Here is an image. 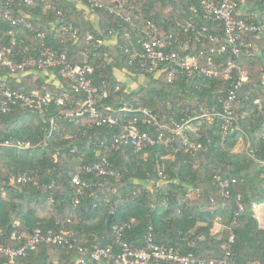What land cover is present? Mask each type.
<instances>
[{
	"label": "trees",
	"instance_id": "trees-1",
	"mask_svg": "<svg viewBox=\"0 0 264 264\" xmlns=\"http://www.w3.org/2000/svg\"><path fill=\"white\" fill-rule=\"evenodd\" d=\"M7 1L0 0V48L8 47V32L13 30L23 46L17 60L35 58L50 48L73 65H92L98 111L103 119H117L114 125H98L77 104L84 95L61 77L60 86L48 82L49 74L34 84L37 70L19 78L0 71V98L6 89L27 93L43 86L69 98L65 106L53 101L41 111H31L16 105L0 114V240L15 245L14 231L26 236L61 228L72 231L76 240L73 248L40 246L16 264H77L90 257L95 246L120 253L115 225L122 227L123 241L134 250L153 243L191 257L222 259L230 252L238 264H264V229L255 213L264 203V34L246 33L248 46L234 54L223 23L204 17L202 0H107L94 10L86 0H34L33 6L15 0L14 19L23 18L43 30L42 39L4 17ZM233 1L238 18L264 24V0ZM187 22L202 35L185 32ZM149 23L162 38L181 33L179 39L189 41L190 49L182 52L176 43L172 50L197 55L199 68L179 70L170 81L174 63L154 65L145 59L140 41ZM68 28L78 29V35L65 34ZM88 34L95 37L89 44ZM241 71L248 72L247 81H241ZM123 73L140 75L144 82L130 89L119 75ZM230 91L235 93L234 124L225 133L222 120L212 121L205 114L221 112V101ZM144 112L156 116L160 126L188 123L196 130L190 139L202 149L195 156L172 153L167 145L141 152L129 146L113 150L125 121ZM138 128L157 136L159 127L139 122ZM241 139L248 147L235 152ZM167 143L179 147L181 140L168 134ZM168 155L173 159L164 160ZM103 162L113 176L86 169ZM76 174L89 185L78 204L72 185ZM219 178L230 181V199ZM191 191H197L195 197ZM216 223L223 228L213 233Z\"/></svg>",
	"mask_w": 264,
	"mask_h": 264
},
{
	"label": "built area",
	"instance_id": "built-area-1",
	"mask_svg": "<svg viewBox=\"0 0 264 264\" xmlns=\"http://www.w3.org/2000/svg\"><path fill=\"white\" fill-rule=\"evenodd\" d=\"M28 6L34 5V0H19ZM90 3L92 10L102 7L104 2H94L93 0H86ZM120 3V0H113ZM15 0H8L4 9L2 10L4 17L12 22L13 25L22 27L33 33H36L38 37L45 38V32L43 30H37L33 25L23 22L24 19H14L12 16L13 6ZM237 3L233 0H222L221 3H216L215 0H202V11L204 17L211 19L215 22H221L224 25L225 37L227 42L232 47V52L237 54L239 48L242 46H248L245 41L246 33H263L264 24L259 26L255 23H249L243 19L237 17L235 9ZM189 30L193 31L196 35L201 32L195 28L191 22L186 23L185 32ZM65 34H71L73 36L78 35V29H65ZM206 29L203 28L202 32ZM17 32L10 30L8 35L11 36V41L7 48H0V71L8 70L12 77L18 75L17 78L24 76L30 70H42L51 71V76L54 78L61 77L63 81H67L74 88L76 93L83 94L84 100L77 102L84 112L89 114L91 119L97 120V124L109 123L114 125L117 123V119L113 116H108L107 119H103L95 102V95L99 92L98 87L94 86L91 80V76L94 74L95 69L90 64L85 65H73L68 62L66 55H59L58 52L44 48L35 58L19 59L22 54L23 46L19 39L15 37ZM145 37L140 41L144 50L143 57L154 65L166 64L168 62L174 63L176 68L169 74V80L172 81L175 77V73L179 70H185L192 72L194 69L199 68L197 55L191 53L182 54L180 51L172 50L174 44H178L182 52H186L190 49V42H182L179 39L181 33L170 34L166 38H162L159 34V30L153 23H149L145 31ZM202 35V33L200 34ZM204 37V36H203ZM211 40L216 38L207 37ZM93 34L87 35V44L94 41ZM99 41L101 45L102 41ZM226 47L222 48V51ZM231 67L233 64L230 65ZM57 70V74L54 72ZM203 72L207 74H213V72L203 69ZM216 76L218 73H214ZM227 74V72H226ZM225 74V75H226ZM246 71H241V81H247ZM16 79V78H15ZM238 86H241L239 82ZM68 95L58 96L56 91H50L47 86L36 89L32 92L11 91L10 89L3 90L0 98V114H6L11 111L13 106L20 105L24 109L31 111H41L47 108L53 101H56L59 105L65 106L68 101ZM235 99L234 91H230L228 97L222 99V111L213 110L205 117L209 116L210 120L214 121L215 118H219L223 122V130L225 133L233 126V102ZM103 119V120H101ZM123 132L114 138L111 145L113 150H120L123 146H129L135 148L137 152L144 151L147 147H154L160 145H167L172 153L182 151L185 154H191L195 156L201 149L202 144L200 142H194L190 139L189 135L192 133L190 127H187L188 123L184 125H175V127L160 126L156 116L150 115L147 112L141 113L132 119L125 121ZM139 122H143L147 125H155L159 127L157 129V136L149 132H142L139 127ZM168 134H172L173 137H179L181 144L179 147H175L174 144L167 143ZM19 147L21 143H19ZM165 169V166L163 165ZM87 171L95 172L99 175H114V171L108 168V163H96L92 167H86ZM220 180L221 190L226 199L231 198L229 191L230 181L228 179ZM21 181V180H20ZM235 181V180H234ZM233 181V182H234ZM72 185L76 187V199L75 204L79 203V196L83 194V188L89 187L88 184L83 183L79 174L72 177ZM244 211V207L240 206V212ZM111 213H114L112 211ZM59 224V222H58ZM114 234L117 238V243L122 247L120 253H116L112 248H103L95 246L90 257L80 259L77 264H159L161 262L169 264H238L232 259L231 253L226 252V255L222 259H203L200 257H191L182 255L176 252L173 248L166 246H158L153 243H149L147 247L143 249H132L127 243L123 241L122 227L115 225L113 227ZM11 241L15 242V245H7L4 241L0 240V261H5L3 264H16L20 258L28 257L31 253L35 252L40 246H64L73 248L76 240L73 238V234L67 231L65 228L59 230L50 229L47 231L37 230L32 234L23 235L17 231H14L11 235ZM230 242H234V237L230 238ZM5 259V260H2Z\"/></svg>",
	"mask_w": 264,
	"mask_h": 264
},
{
	"label": "rangeland",
	"instance_id": "rangeland-1",
	"mask_svg": "<svg viewBox=\"0 0 264 264\" xmlns=\"http://www.w3.org/2000/svg\"><path fill=\"white\" fill-rule=\"evenodd\" d=\"M99 1H101V0H99ZM105 1H107V0H103V1H101V2H105ZM92 15V14H91ZM246 73H247V76H248V72L246 71ZM47 74H49V72L48 71H42V70H37L36 71V73H35V75H34V78H33V83H34V81L36 80V79H40V81L41 80H43V77L44 76H47ZM120 75V77H122L125 81H127V83L130 85V89H136L137 88V86L138 85H140V84H142L144 81V79H143V77L142 76H136V75H130V74H119ZM48 82L49 83H51V84H54V85H58V84H60V82H61V80H60V78H57V79H49L48 78ZM35 84V83H34ZM39 86V85H38ZM35 114V113H34ZM187 127H190V130H191V132L192 133H194L196 130L194 129V128H192V126L191 125H187ZM27 145V147H30V144H26ZM246 140L245 139H243V140H241V142H240V144H239V148L241 149V150H244L245 149V147H246ZM239 149V150H240ZM169 156V159H173L172 157L173 156H171V155H168ZM168 156H166V157H168ZM165 157V158H166ZM166 160V159H165ZM264 208V203H262V206L261 207H259V209L258 210H260V209H263ZM71 234H73L72 233V231H69Z\"/></svg>",
	"mask_w": 264,
	"mask_h": 264
},
{
	"label": "crops",
	"instance_id": "crops-1",
	"mask_svg": "<svg viewBox=\"0 0 264 264\" xmlns=\"http://www.w3.org/2000/svg\"><path fill=\"white\" fill-rule=\"evenodd\" d=\"M101 1H103V0H101ZM80 6V5H79ZM83 7V6H82ZM84 8V7H83ZM259 13H257V16H259L258 15ZM88 18L89 19H92L93 21H96V17H95V15L94 14H92L91 15V13L89 14L88 13ZM109 41H111L112 42V44H115L116 43V40L114 39V38H111ZM50 79V78H49ZM51 79H57V78H54V77H52L51 76ZM56 86H60V84H58V85H56ZM241 140H243V139H241ZM241 140H240V142H241ZM240 142L238 143V145L236 146V148H235V152H241V151H243V150H241L238 146H239V144H240ZM247 145H246V147H245V149L244 150H246L247 149V147H248V143H246ZM240 149V150H239ZM163 159L165 160H167V159H169V156L168 157H163ZM197 193V191H191V196L192 197H195V194ZM262 206V204H260V205H257L256 207H255V213H256V218H257V220L259 221V224H260V227L262 228V229H264V208L263 209H260V210H258L259 209V207H261ZM223 228V226L220 224V223H216L215 224V226H214V228H213V233H218V232H220L221 231V229Z\"/></svg>",
	"mask_w": 264,
	"mask_h": 264
}]
</instances>
